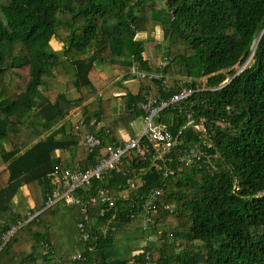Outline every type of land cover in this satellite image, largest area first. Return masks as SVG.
<instances>
[{
  "label": "trees",
  "instance_id": "obj_1",
  "mask_svg": "<svg viewBox=\"0 0 264 264\" xmlns=\"http://www.w3.org/2000/svg\"><path fill=\"white\" fill-rule=\"evenodd\" d=\"M161 1L157 8L155 0H0V242L64 184L57 170L85 171L106 146L123 143L122 131L134 136L138 104L162 90L147 80L137 93L126 89L122 80L133 79L134 68L171 76L168 95L179 77L209 88L229 80L195 93L184 112H165L179 138L172 163L155 161L150 147L78 189L83 203L100 188L115 199L113 208L89 207L88 241L81 206L58 204L11 237L0 264H144L147 253L153 264H264V0ZM158 27L166 46L138 38ZM104 65L122 80L103 78ZM115 93H124L118 118ZM76 109L82 116L74 123ZM185 113L204 132L185 128ZM89 133H103L104 145L87 148ZM190 148L205 154L185 166L179 157ZM167 166L174 175L164 176ZM156 189L158 213L146 224L143 204ZM78 253L83 258L73 262Z\"/></svg>",
  "mask_w": 264,
  "mask_h": 264
},
{
  "label": "built area",
  "instance_id": "obj_2",
  "mask_svg": "<svg viewBox=\"0 0 264 264\" xmlns=\"http://www.w3.org/2000/svg\"><path fill=\"white\" fill-rule=\"evenodd\" d=\"M162 64L163 66H167L169 62L165 59ZM131 75L133 79H137L139 81L147 80L152 84L156 82L162 88L161 92H154L150 90L138 104V109L141 112L138 117L142 124L141 130L135 133L133 137H131L127 132L124 136V141L121 144L106 146L104 148V156H102L94 166L85 171L65 169L62 170V172H59L57 170L55 174L61 176L64 184L46 194V203L43 209L36 212H27L25 220L18 221V223L2 237V242H0V251L5 247L11 237L18 232V230L32 220L36 219L43 211L58 204H63L68 208L81 206L83 221L80 223L79 229L83 240L88 241L90 239V235L86 230L90 221L89 207L95 205H107L109 208H113L115 207V199L112 198L110 189L100 188L95 196L83 203L78 199V189L84 185H90L93 180H105L112 171L118 170L123 165L125 160H133L135 157L145 156L150 147L155 151V161L162 160L172 163V158H170L169 153L178 143L179 138L178 136H173L172 132L167 127V124L163 122L165 112L168 110L184 112L187 100L195 93L200 91H217L229 82V80H226L221 86L214 88H209L205 83L194 87L192 79L179 77L174 79L178 90L168 95L165 93L170 90V82L172 80L171 76L164 75L162 73H149L138 68H134L131 71ZM186 115L187 124L185 128L193 126L196 130L204 132L203 125L194 123L190 114ZM94 123L95 122H93V124ZM104 141L105 136L103 133H100L99 135L89 133L85 136L84 144L87 148L93 150L102 147L104 145ZM204 154L196 148H190L188 150H184L180 154L179 162L185 166H191L197 163L199 158L204 156ZM207 164L209 169L216 170V167L209 160ZM158 167L160 168V166ZM170 175H174V170L167 166L164 169V176L168 177ZM131 187H134L133 183ZM160 195L161 190L156 189L150 195L149 199L143 204V209L146 215V224L151 223L157 216V205ZM125 198L127 197L125 196ZM165 208L169 209V207L166 206ZM158 240L159 238H150V241L157 242ZM146 244L147 243H145V245ZM44 246L46 252H51L55 255V252L51 250V247L48 244H45ZM82 258V255L78 253L72 257V261L78 262ZM144 264H153L150 253L146 254Z\"/></svg>",
  "mask_w": 264,
  "mask_h": 264
},
{
  "label": "rangeland",
  "instance_id": "obj_3",
  "mask_svg": "<svg viewBox=\"0 0 264 264\" xmlns=\"http://www.w3.org/2000/svg\"><path fill=\"white\" fill-rule=\"evenodd\" d=\"M155 6L157 8H160L162 6V1L161 0H155ZM138 38L144 39V40H148V41L149 40H156V41L162 43L163 42V31H162L161 27H158L157 30H156V32H154L153 34H144V33H141ZM52 45L55 47L56 50H59L60 51V49H61L60 43H58L55 40H53L52 41ZM166 45H167V43L166 42H163V46H166ZM154 49H153V54L154 55H158V56L159 55H162L163 50L160 51V52H158V50H156V49L154 50ZM155 51H156V53H154ZM249 62L250 61H247L243 66H241L240 68H238L239 71L242 70L243 68H245ZM99 70H100V73H101L102 77L105 78V79H108V80L111 79V80L114 81L115 78L118 77V80L121 81L122 78L124 77V75H122L119 71H116V70L112 69L111 67H109L107 65H104ZM122 82H123L124 87L126 89L131 90L134 93H137L138 92L139 87H140L139 80H137V79H131L129 81H124V79H123ZM60 90L61 91H64L65 90V87L62 86ZM123 95H124V93H117V94L115 93V96H117V99H115L111 103V111H112L111 113L116 118H118L122 114L121 99H118V97H121ZM94 98L95 97H91L90 98V102L93 101V103L96 105L97 102L94 100ZM81 116H82L81 109H76L71 114V117H70V120L69 121L76 123L78 120H80ZM102 126H104V125H102ZM141 128H142L141 120L138 119V118L135 119L134 122L132 123V130L134 131V133L139 132L141 130ZM123 132H125L127 134L126 131H123ZM123 132H121V137L122 138H124V136L126 135V134H123ZM3 169H4V166L3 165H0V171L3 170ZM68 210L72 211V210H75V209H68ZM74 228L75 227H73V229ZM162 231L163 230L161 228L158 229V235L155 238H158L160 236L159 233H162ZM73 232H74V235L77 237L78 236L77 235V231L74 229Z\"/></svg>",
  "mask_w": 264,
  "mask_h": 264
},
{
  "label": "crops",
  "instance_id": "obj_4",
  "mask_svg": "<svg viewBox=\"0 0 264 264\" xmlns=\"http://www.w3.org/2000/svg\"><path fill=\"white\" fill-rule=\"evenodd\" d=\"M123 132V131H122ZM123 134H126L125 132H123ZM58 154H60V152H58ZM24 193H25V195L28 193V190H27V188H24ZM29 205L31 206V207H33L34 206V202L32 201V200H29Z\"/></svg>",
  "mask_w": 264,
  "mask_h": 264
}]
</instances>
